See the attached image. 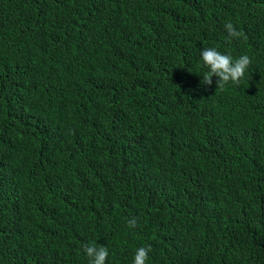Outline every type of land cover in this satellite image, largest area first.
I'll return each instance as SVG.
<instances>
[{"label": "trees", "instance_id": "obj_1", "mask_svg": "<svg viewBox=\"0 0 264 264\" xmlns=\"http://www.w3.org/2000/svg\"><path fill=\"white\" fill-rule=\"evenodd\" d=\"M208 47L239 86L201 85ZM93 243L264 264V0H0V264Z\"/></svg>", "mask_w": 264, "mask_h": 264}, {"label": "clouds", "instance_id": "obj_2", "mask_svg": "<svg viewBox=\"0 0 264 264\" xmlns=\"http://www.w3.org/2000/svg\"><path fill=\"white\" fill-rule=\"evenodd\" d=\"M225 30L229 42L232 39H246L243 31H238L231 22H226ZM201 57L204 67L207 71L202 75L201 85L212 86L213 78L218 77L216 81V92L226 90L229 84L239 86L245 78V75L251 65V59L248 55H242L233 60L232 56L221 54L216 48L208 47L201 51ZM130 228L137 226L135 218L128 220ZM152 251L151 246L140 247L136 250L134 264H148L149 253ZM84 252L89 258V264H107L109 258V249L103 245L95 243L86 245Z\"/></svg>", "mask_w": 264, "mask_h": 264}]
</instances>
